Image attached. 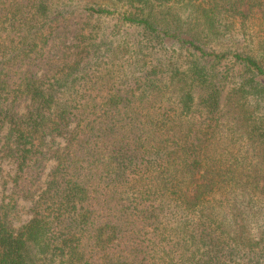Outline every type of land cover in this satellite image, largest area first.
Returning <instances> with one entry per match:
<instances>
[{
	"label": "trees",
	"instance_id": "obj_1",
	"mask_svg": "<svg viewBox=\"0 0 264 264\" xmlns=\"http://www.w3.org/2000/svg\"><path fill=\"white\" fill-rule=\"evenodd\" d=\"M0 154V264H264V0H0Z\"/></svg>",
	"mask_w": 264,
	"mask_h": 264
},
{
	"label": "rangeland",
	"instance_id": "obj_2",
	"mask_svg": "<svg viewBox=\"0 0 264 264\" xmlns=\"http://www.w3.org/2000/svg\"><path fill=\"white\" fill-rule=\"evenodd\" d=\"M190 8H182V7H174L172 10L165 12L163 15L162 13H157L158 17L163 20L164 25H171L176 24L183 26V28H188L190 23L188 22V18H190L191 13H193ZM164 17H163V16ZM168 15V17L166 16ZM193 17V16H192ZM52 166V163H49V167ZM15 172V166L9 160H5L2 158L0 154V201L3 198L4 194H8L10 192V186L5 188L4 183L9 177ZM22 206H26V209H29L30 204L22 202ZM30 220V216L27 213H23L19 221L16 224L19 226L24 224Z\"/></svg>",
	"mask_w": 264,
	"mask_h": 264
}]
</instances>
